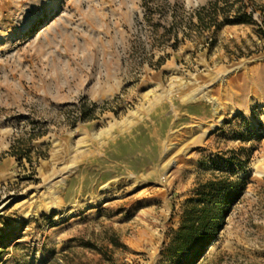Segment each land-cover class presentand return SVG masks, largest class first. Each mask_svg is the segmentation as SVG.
<instances>
[{
  "label": "rangeland",
  "instance_id": "374dc122",
  "mask_svg": "<svg viewBox=\"0 0 264 264\" xmlns=\"http://www.w3.org/2000/svg\"><path fill=\"white\" fill-rule=\"evenodd\" d=\"M208 1L0 0V264H175L188 200L222 178L244 191L196 264H264V107L239 108L264 0L215 33Z\"/></svg>",
  "mask_w": 264,
  "mask_h": 264
},
{
  "label": "trees",
  "instance_id": "16d2710c",
  "mask_svg": "<svg viewBox=\"0 0 264 264\" xmlns=\"http://www.w3.org/2000/svg\"><path fill=\"white\" fill-rule=\"evenodd\" d=\"M246 2L209 0L195 10L199 26L215 33L227 25L253 24L257 9H248ZM262 8L264 11V7ZM243 191V184L229 182L227 178L205 183L197 191V197L188 200L183 210L180 227L173 233L168 246L170 259L175 264H196L217 239L226 213L225 206L239 199Z\"/></svg>",
  "mask_w": 264,
  "mask_h": 264
},
{
  "label": "crops",
  "instance_id": "0c3cea01",
  "mask_svg": "<svg viewBox=\"0 0 264 264\" xmlns=\"http://www.w3.org/2000/svg\"><path fill=\"white\" fill-rule=\"evenodd\" d=\"M261 74V75H259ZM259 77H262L264 78V67H262L261 69H252L250 72L247 73L246 76H239V79H241L243 81V84H245V86H242L240 89L241 91H244V90H249L251 92H254L258 95L257 98H254V95L251 97V96H248L247 98L245 99H242L241 100V103L239 104V108H247V107H250V106H253V105H260V106H263L264 107V86L262 84V86H259V83L257 82V79ZM240 80V81H241ZM231 84H233V80H231ZM237 102V101H236ZM235 102V103H236ZM236 105V104H235ZM200 109H203V110H199V113H194L195 111H197V108ZM210 109L206 104L204 105H198V106H193L191 105L190 107H186L185 109H183L184 112L186 113H182L184 114V116H187V117H192V116H208L210 115ZM198 112V111H197ZM205 114V115H204ZM179 224H178V227L176 230L179 229L180 227V224H181V216L179 217Z\"/></svg>",
  "mask_w": 264,
  "mask_h": 264
}]
</instances>
